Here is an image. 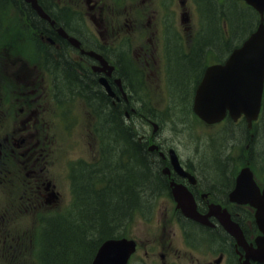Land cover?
Masks as SVG:
<instances>
[{
    "label": "flooded vegetation",
    "instance_id": "obj_1",
    "mask_svg": "<svg viewBox=\"0 0 264 264\" xmlns=\"http://www.w3.org/2000/svg\"><path fill=\"white\" fill-rule=\"evenodd\" d=\"M18 1L0 0V222L27 220L57 203L58 192L49 178L48 165L53 163L49 159L52 154L64 151L59 139L62 123L65 120H80L78 115L71 116L73 108L86 107L90 103L105 108L103 151L109 163L112 103L117 106H137L141 103L129 93V86L116 76V72H127L125 64L129 63L112 51V36L118 31L119 24L110 12L113 9L121 11L122 25L131 26L133 21L127 13V0H122V10L114 7L116 4L112 0H39L53 24L41 18L24 0ZM147 1L151 2L140 0V8L145 7ZM173 7L170 4L167 9ZM153 13L154 10L151 11L152 18ZM59 29L68 37L61 35ZM70 38H74L78 45H72ZM183 58L186 56L181 53H174L171 58L175 66L171 70L173 72L176 68L180 77L179 81L175 77L172 91L173 102L187 105V97L183 99L181 93L174 92L182 88L187 90L186 70L179 67L184 66ZM159 62L157 52L142 47L130 64L141 67L143 84L151 89L146 82L150 81V75L156 74L151 66L157 69ZM84 78L88 80L84 86L71 84V80ZM118 78L120 83H117ZM100 80L111 88L116 101L108 95ZM87 117L93 122L101 119L100 116ZM137 120L143 122V116ZM55 123L59 124L58 133L53 130ZM89 141L88 134L84 132L78 148L67 151H91L94 156L96 149L90 147ZM134 141L140 148L133 151L146 153L156 170L155 174L162 177L168 189L166 196L158 198L164 203L173 201L171 180L190 191L202 214L206 212L208 202H228V194L234 186L233 175L224 182H216L208 174L210 170L211 174L215 172L216 168L227 172L228 166H217L215 169L211 166L208 170L200 162L204 158L201 151H181L178 154L181 166L195 178L192 184L187 177L175 173L164 151L165 157L159 154L160 151L150 149L154 143L152 135L139 131L134 134ZM79 160L88 161L84 158ZM165 170L169 171V176ZM52 189L56 191V196L50 194ZM159 213L162 217L154 222L155 228L138 234L143 237L132 238L138 251L131 264H217L219 258V264L229 261L233 264L234 260L239 262L238 254L242 250L219 226L194 230L187 227L189 220L177 211L171 218L168 217L167 207ZM210 221L216 223L213 218ZM210 234L218 245L207 250L205 237ZM197 242H200L199 247Z\"/></svg>",
    "mask_w": 264,
    "mask_h": 264
},
{
    "label": "trees",
    "instance_id": "obj_2",
    "mask_svg": "<svg viewBox=\"0 0 264 264\" xmlns=\"http://www.w3.org/2000/svg\"><path fill=\"white\" fill-rule=\"evenodd\" d=\"M201 2L205 28L202 36L199 35L200 44L196 51L198 54L187 55L182 61L184 66H179L180 70H186L187 89L199 70L201 57L210 51L220 53L231 46V41L223 38L221 21H227L234 41H238L256 20L255 15L242 10L233 2ZM15 3L19 1L15 0ZM53 19L57 20L56 17ZM131 82L133 81L129 79V83ZM72 83L84 86L88 80H71ZM125 109V106L110 107L109 134L113 159L106 162V165L103 162L101 166L78 167L73 174L77 195L75 214L64 220L45 223L39 253L42 264H89L96 249L105 239L119 236L124 222L133 212L145 213L153 195L165 189L162 177L155 174L156 170L146 153L133 151L140 147L134 141L133 132L126 125L123 115ZM99 111L101 116L105 115L104 107L99 108ZM248 137L249 134L244 131V141ZM212 166L222 167V162L216 161ZM211 176L216 182L230 179V174L226 177L225 172L217 168Z\"/></svg>",
    "mask_w": 264,
    "mask_h": 264
},
{
    "label": "water",
    "instance_id": "obj_3",
    "mask_svg": "<svg viewBox=\"0 0 264 264\" xmlns=\"http://www.w3.org/2000/svg\"><path fill=\"white\" fill-rule=\"evenodd\" d=\"M31 2L34 8L39 10L35 0ZM251 5L260 15L261 21L264 13V0H244ZM264 68V26L259 24L255 33L243 44V46L234 52L228 59L226 66L211 68L201 83L205 91H212L217 98L230 102L234 111H242L246 114L247 121L250 122L258 113L259 100L262 88V72ZM213 72L215 83L210 81V75ZM226 82L228 86L223 84ZM213 83V84H210ZM223 84V90L217 89ZM212 87V89L210 88ZM202 88V89H203ZM200 88L198 89V92ZM201 99L194 106V112L206 122H211L214 117H210L208 112L204 111ZM222 103L217 99L214 107L221 109ZM180 190L176 189V199L178 206L190 217L194 213L185 210L184 201L179 197ZM233 201L238 203H250L256 208V223L264 232V188L262 191L256 186L252 179L251 172L245 168L237 178L236 189L232 194ZM194 218V217H193ZM225 228L231 231L227 220H222ZM259 249L264 251V237L257 239ZM133 250V244L124 240L105 242L100 248L93 261V264H125L129 253ZM243 264H248L245 261Z\"/></svg>",
    "mask_w": 264,
    "mask_h": 264
},
{
    "label": "rangeland",
    "instance_id": "obj_4",
    "mask_svg": "<svg viewBox=\"0 0 264 264\" xmlns=\"http://www.w3.org/2000/svg\"><path fill=\"white\" fill-rule=\"evenodd\" d=\"M192 3H193V1L187 0V10L189 11V22L186 24V27L188 28L187 32H183L181 29L182 25L180 24V17H179L180 11L177 12V15H173L171 17V24H172L173 28L175 29L176 27L177 28L179 27V31H180L181 35H183V36H188V32L190 30L194 29L196 26L195 22L197 21V18H196V13H195V10L193 7L194 3H193V5H192ZM174 4L175 5H174L173 9H175L177 7L176 6V0H174ZM137 10L138 9L135 10V6H133L131 9V12L129 11L128 13H130V15L133 18H136L137 16H141L143 21H145L146 17L142 16V14H143L142 10L139 9V10H141L140 12H138ZM122 14L123 13L119 10H114L111 12L112 18L116 19L118 24H119L118 32H123V27H122V23H121ZM158 18H159V14L157 13V20H158ZM190 22H191V24H190ZM192 26H193V28H192ZM137 30H139V29H137ZM126 32L131 34L132 44L130 46H131V50L135 51V48L137 47V46H135L137 43L136 38L141 36V32L138 31L136 34H134L133 31H129V30H127ZM243 35H244V33L242 34V36ZM144 40L146 42L150 41L151 44L154 46V50L156 52H159V50H160L159 26H157V31L155 33L147 34V36L144 37ZM197 62H198V60H197ZM161 92L162 91L159 89V90H155L151 93L152 98L157 101V105L161 104V101H160ZM76 113H79V112H76ZM175 124L177 126V131L173 130L174 124H172V123H171V125H170V123H167V125H164L162 130L159 131L160 137H161L162 141L164 142V144L165 143L171 144V147H173L176 151H205L206 156H204V158H203V163H205V165L208 167V170L210 169L211 164L213 163V161H212L213 158H215L216 156L218 158H221V157L226 158L225 156H229L231 154V151H230L231 149H229V151H224L225 147H223V148H222V146L220 147L219 146L220 144H217V146L215 145V148L211 149V148H207L209 146H208L207 141H206L204 146H202L201 148H198V146L195 142H193L195 144V146H193L191 143L189 144L187 141V139H189V137L187 135H189V134H191V136L193 138L199 137L201 133L209 135L208 137L218 136V133L220 131V125L212 126V127L205 126V125L197 122L196 120L191 121V123L186 122L184 124V123H181L179 121V119L175 120ZM85 125H86V122L83 121L82 123H79V127L75 128L74 133H75L76 138H80L83 135L79 130L84 129L83 127ZM261 129H264V123H260L259 126H255L254 130H256V132H255L256 136L258 133H260ZM252 140H254L255 151H261L264 147V135L262 134L259 137H254ZM246 143L247 142H244V145H242V146L240 144L237 145L238 146V147L236 146L237 148L234 147V148L238 149V151H235V157L236 158L238 157V158L234 161V164H233L237 168L241 165V163H246V162L249 163L251 157L253 156L251 153L252 146L250 145V147L246 150ZM225 145H227L229 147L230 143L226 142ZM208 151H211V152L208 153ZM80 153H82V152H80ZM67 155H68V157L75 156V154H67ZM109 157L111 158V160L113 159L112 153H111V155L109 154ZM66 159L63 157V155L61 156V155L57 154V155L53 156V154H52V156H50L49 161H52L54 163V165L51 166L49 164L48 170H49V177L52 178L53 181L57 182L58 179L60 180L59 189L62 190L65 188V192H66V196H67L66 201H67V203H69V201H70L69 196L70 195H69L68 183H67L66 174H65V164H66L65 160ZM253 162L255 163L254 160H253ZM252 170L254 172L255 178H257V180L260 182L259 183L260 186L264 185V167H262V166H258L257 168L254 167ZM208 174H209V177L212 178L211 170L208 171ZM157 205L159 206L160 204L157 203L156 206ZM62 206L64 207V204ZM173 209H174V205H173V208L171 207L172 211H173ZM161 210H162L161 208L155 209V211H161ZM161 215H162L161 213L155 212L154 214L150 215V219L147 223L142 221L141 219L134 220L131 223V226L129 227L130 228L129 234L133 235V237H131V238H134L135 236H139L138 234H140V233L144 234L145 231L147 230V228L148 229L154 228L155 227L154 222ZM171 215L172 214L169 215V218L171 217ZM139 237H143V236H139ZM3 240H4V236L0 233V251H1L2 247L4 246ZM177 244H178V241H177ZM207 245L209 247H211L210 244H207ZM206 248H208V247L206 246ZM210 252H211V250L209 251V254H207L208 260H210L209 259ZM155 253H158V251H155ZM1 260L2 259L0 256V264H3Z\"/></svg>",
    "mask_w": 264,
    "mask_h": 264
}]
</instances>
